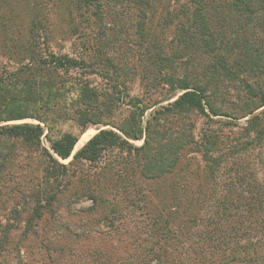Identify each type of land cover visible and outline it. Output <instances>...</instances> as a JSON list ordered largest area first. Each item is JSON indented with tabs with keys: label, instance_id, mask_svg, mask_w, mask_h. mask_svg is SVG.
I'll return each mask as SVG.
<instances>
[{
	"label": "rangeland",
	"instance_id": "374dc122",
	"mask_svg": "<svg viewBox=\"0 0 264 264\" xmlns=\"http://www.w3.org/2000/svg\"><path fill=\"white\" fill-rule=\"evenodd\" d=\"M151 2L158 5L149 11L141 0H97L98 5L88 6L86 11L85 7L78 8L76 0H0V46L5 51L14 42L27 41L32 30L37 31L41 35L42 48L94 66V69L84 70V74L73 70L70 73L73 77L90 79L92 85L99 88L117 83L121 91L150 103L164 101L166 97L171 98L169 102L175 101L182 94L179 86L186 80L206 88L217 99L221 110L230 113L239 107L240 98L247 95V84L256 82L264 88V73L259 71L264 69V61L256 75H241L235 79L232 74L226 75L221 67L213 70V55L204 53L200 41L191 42L180 34V27H177L180 19L175 20V13L178 14L177 10L183 5L189 6L191 0ZM218 21L216 29L222 30ZM249 29L247 36L251 41L264 44V11L255 16ZM243 34V29L233 27L235 48L240 47ZM238 53L237 50L234 54ZM7 58L0 52V75L14 73L20 68V63ZM237 60L235 56L228 59L233 71H239ZM167 81H173L174 85ZM152 111L145 114L144 125L150 120ZM128 114L126 107L117 112L113 120L115 125H121ZM64 117L61 107H57L45 118V123L27 119L10 124H41L44 128L42 147L50 153V142L66 133L78 136L79 141L88 135L90 140L100 130L111 128L90 125L81 133L76 121ZM213 118L218 123L225 120ZM163 126L170 127L178 140L186 143L193 139L189 149L203 145L204 135L218 127L225 128L200 113L181 115L164 122ZM88 141L77 145L73 155ZM132 143L141 147L144 140ZM7 147L11 148L10 152ZM165 147L164 143L154 146L161 148L160 151ZM193 151H175V156L169 158V164L163 169L172 172L160 181L161 184L170 185L174 181L181 187L193 185L196 180L192 173L208 168L203 155ZM7 152L8 158L0 172V264H98L101 255L110 260L127 258L128 252L122 245L127 246L125 242L145 236L144 227L149 222L145 215L144 207L148 203L145 199L149 195L153 207L158 205L154 194L161 186L159 181L145 180L139 168L130 170L135 173L126 177L118 174L123 171L125 162L118 159V152L108 153L98 164L83 163L68 170L56 168V179L46 178L43 173L38 157L43 153L41 148L34 151L21 142L4 141L0 144V163L2 154ZM256 155L264 158V150H257L253 156ZM254 157L250 158L252 162L257 160ZM72 160L73 156L66 161L59 159L64 165ZM147 169L155 171L158 168L151 162ZM254 169L258 170L257 166ZM131 181L135 183L132 190ZM91 187L93 192H90ZM54 194L59 198L48 207L47 198ZM39 214H42L41 221ZM5 235L7 238L3 239ZM197 236L198 232L182 238V249L188 252L180 259L173 256L175 264H180L183 258L184 264L187 261H190L188 264H204L200 261L203 257L195 262ZM198 253H204L207 264L224 262L219 255ZM227 260L228 257L225 262Z\"/></svg>",
	"mask_w": 264,
	"mask_h": 264
},
{
	"label": "trees",
	"instance_id": "16d2710c",
	"mask_svg": "<svg viewBox=\"0 0 264 264\" xmlns=\"http://www.w3.org/2000/svg\"><path fill=\"white\" fill-rule=\"evenodd\" d=\"M76 1L78 8L85 7L86 11L88 6L98 5L97 0ZM225 1L216 0L215 4V0H191L189 6L183 5L177 10L178 14L175 13V20L180 19L178 30L187 40L200 41L204 53L213 55V70L221 67L226 75L232 74L235 79L241 75L254 76L264 61V44L251 41L247 32L255 16L264 11V0ZM141 3L149 11L158 5L152 4L151 0H141ZM217 20L222 30L216 29ZM233 27L244 30L238 48L232 39ZM40 38L41 35L32 30L27 41L14 42L5 51L0 46L3 56L20 63L16 72L0 75V144L9 140L21 142L34 151L41 148L43 153L38 157L43 173L51 179L57 177L56 168L68 170L83 163L98 164L108 153L118 152V159L125 161L122 163L127 170L121 169L123 171L118 174L126 177L135 173L130 170L139 168L145 180L159 181L161 186L154 194L158 205L153 207L149 195L145 199L148 201L144 207L145 215L149 220L144 227L145 236L125 242L127 246L122 245L129 256L110 260V257L101 255L98 264H144L148 260H151L148 264H175L173 256L180 259L188 252L182 249V238L196 232L198 238L194 241L198 251L195 262L198 257H203L200 261L207 264L204 253L198 252H210L222 257L223 264H264V158L253 156L257 150H264L262 85L256 82L247 84V95L240 98L237 111L230 113L221 110L217 99L206 88L186 80L179 86L182 94L175 101L169 102L171 98L166 97L164 101L150 103L121 91L117 83L99 88L92 85L90 79L73 77L70 75L73 70L84 74V70L88 67L94 69V66L42 48ZM237 50L239 53L235 55ZM232 56L238 59L239 71H233L228 62ZM259 71L264 73V69ZM167 82L174 85L173 81ZM164 102L168 103L162 105ZM57 107L63 110L64 119L76 121L81 133L90 125L111 128L100 130L73 155L79 137L72 133L51 141L50 153L42 147L44 128L41 124H10L27 119L45 123V118ZM124 107L129 114L121 125H115L114 115ZM149 110L153 111L144 125L143 118ZM195 113L225 128L218 127L204 135L203 145L189 149L193 139L186 143L178 140L171 128L163 124L181 115ZM213 116L225 120L214 122ZM141 140H144L141 147L132 143ZM162 143L166 146L163 151L154 148ZM6 149L11 150L10 147ZM184 150L201 153L208 168L192 173L196 181L191 186L181 187L174 181L170 185L161 184L160 181L172 172L171 169L163 171L169 158ZM9 152L2 154L0 172ZM72 156L68 165L59 161L69 160ZM251 157L257 160L252 162ZM137 161L140 165L136 164ZM151 162L157 170H146ZM176 165L177 161L172 169ZM256 166L258 170L255 171ZM130 189H135L133 181ZM91 190L93 192V188ZM58 198L55 194L48 197V207L53 206ZM41 217L39 214L40 221ZM6 238L5 235L3 239ZM131 248L134 250L130 251ZM227 257L229 260L225 262ZM183 260L179 263L184 264Z\"/></svg>",
	"mask_w": 264,
	"mask_h": 264
},
{
	"label": "bare ground",
	"instance_id": "6f19581e",
	"mask_svg": "<svg viewBox=\"0 0 264 264\" xmlns=\"http://www.w3.org/2000/svg\"><path fill=\"white\" fill-rule=\"evenodd\" d=\"M89 138H90V137H88V135H84L83 137H81V139H80V141H79V143H78V146L83 145L86 141L89 140ZM78 146H77V147H78Z\"/></svg>",
	"mask_w": 264,
	"mask_h": 264
}]
</instances>
